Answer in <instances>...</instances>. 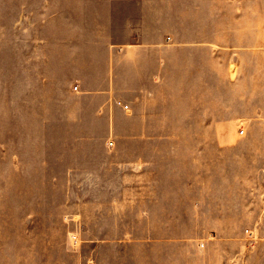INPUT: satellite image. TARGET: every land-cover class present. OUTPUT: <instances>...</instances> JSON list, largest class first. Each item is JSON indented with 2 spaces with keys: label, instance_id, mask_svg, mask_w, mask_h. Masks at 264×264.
<instances>
[{
  "label": "rangeland",
  "instance_id": "obj_1",
  "mask_svg": "<svg viewBox=\"0 0 264 264\" xmlns=\"http://www.w3.org/2000/svg\"><path fill=\"white\" fill-rule=\"evenodd\" d=\"M131 3L0 0V264H249L264 243V140L252 139L264 133V43L252 45L251 28L213 65L221 91L210 118L175 117L158 129L213 138L152 141L207 151L195 186L192 169L180 167L170 174L179 185L141 201L140 172H115L100 161L98 140L77 131L74 53L93 23L130 19L117 10Z\"/></svg>",
  "mask_w": 264,
  "mask_h": 264
},
{
  "label": "crops",
  "instance_id": "obj_2",
  "mask_svg": "<svg viewBox=\"0 0 264 264\" xmlns=\"http://www.w3.org/2000/svg\"><path fill=\"white\" fill-rule=\"evenodd\" d=\"M131 1L130 7L121 5L117 10L130 19L93 23L84 50L75 51L73 65L81 73L77 85L69 88L75 101L71 117L78 132L98 140L100 161L115 172L138 170L140 189H146L141 201L151 195L156 202L159 187L179 185L177 175L170 174L180 167L192 169L195 186L194 167L206 160L207 151H197L190 143L181 148L154 147L152 141L213 138L209 131L172 132L159 127L175 117L182 124H194L197 115L203 117L201 122L210 118L212 93L221 91V85L215 86L213 65L220 53L243 46L240 29L251 28L247 36L251 35L252 45L259 48L264 43V0ZM212 29H220L218 37ZM252 139L264 140V133L253 134ZM255 148L259 156L260 143ZM83 152L93 155L86 143ZM160 174L167 179L161 180ZM149 187L154 189L150 194ZM164 196H172L171 191ZM258 244L249 264H264L260 249L264 243Z\"/></svg>",
  "mask_w": 264,
  "mask_h": 264
},
{
  "label": "built area",
  "instance_id": "obj_3",
  "mask_svg": "<svg viewBox=\"0 0 264 264\" xmlns=\"http://www.w3.org/2000/svg\"><path fill=\"white\" fill-rule=\"evenodd\" d=\"M75 89H76V87H75ZM241 133H244V131L242 130ZM108 145H109V147H113V146H114V141H110ZM246 233H247L248 237H249L251 240L254 239V235H253L252 231L247 230Z\"/></svg>",
  "mask_w": 264,
  "mask_h": 264
}]
</instances>
